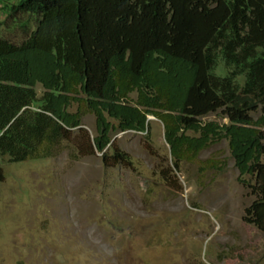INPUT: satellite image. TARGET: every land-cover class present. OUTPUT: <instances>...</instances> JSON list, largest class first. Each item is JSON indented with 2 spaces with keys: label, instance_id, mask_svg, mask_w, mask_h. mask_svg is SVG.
Masks as SVG:
<instances>
[{
  "label": "trees",
  "instance_id": "16d2710c",
  "mask_svg": "<svg viewBox=\"0 0 264 264\" xmlns=\"http://www.w3.org/2000/svg\"><path fill=\"white\" fill-rule=\"evenodd\" d=\"M4 8L23 37L0 32V157L52 156L82 124L69 110L77 103L95 116L88 148L106 167L127 163L111 132L147 131L152 116L176 166L228 142L255 196L242 218L264 229V0H0ZM217 110L227 122L200 119Z\"/></svg>",
  "mask_w": 264,
  "mask_h": 264
},
{
  "label": "rangeland",
  "instance_id": "374dc122",
  "mask_svg": "<svg viewBox=\"0 0 264 264\" xmlns=\"http://www.w3.org/2000/svg\"><path fill=\"white\" fill-rule=\"evenodd\" d=\"M4 9L0 32L18 42L17 18ZM43 90L36 84L38 97ZM69 110L82 124L52 156L0 157V264H264V229L242 218L255 196L225 139L176 166L162 122L149 116L147 131L111 132L130 158L106 167L88 148L94 114ZM200 119L227 122L220 110Z\"/></svg>",
  "mask_w": 264,
  "mask_h": 264
},
{
  "label": "crops",
  "instance_id": "0c3cea01",
  "mask_svg": "<svg viewBox=\"0 0 264 264\" xmlns=\"http://www.w3.org/2000/svg\"><path fill=\"white\" fill-rule=\"evenodd\" d=\"M14 1V0H13Z\"/></svg>",
  "mask_w": 264,
  "mask_h": 264
}]
</instances>
